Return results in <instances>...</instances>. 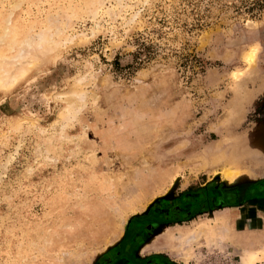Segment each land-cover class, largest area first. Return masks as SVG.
Returning a JSON list of instances; mask_svg holds the SVG:
<instances>
[{
  "label": "rangeland",
  "instance_id": "rangeland-1",
  "mask_svg": "<svg viewBox=\"0 0 264 264\" xmlns=\"http://www.w3.org/2000/svg\"><path fill=\"white\" fill-rule=\"evenodd\" d=\"M255 194L264 0H0V264H264Z\"/></svg>",
  "mask_w": 264,
  "mask_h": 264
},
{
  "label": "crops",
  "instance_id": "crops-1",
  "mask_svg": "<svg viewBox=\"0 0 264 264\" xmlns=\"http://www.w3.org/2000/svg\"><path fill=\"white\" fill-rule=\"evenodd\" d=\"M253 198H255L254 200L255 201H262V200H264V197L263 196H261V195H256L255 194V196H253L252 198H250L248 201H247V203H250L251 202V200L253 199ZM257 198H258V200H257ZM260 199V200H259ZM246 208V205H242L241 206V209H245ZM155 261H153V262H151V263H148V264H176V263H172V262H167V261H164L165 263H163V261H161V260H156V259H154Z\"/></svg>",
  "mask_w": 264,
  "mask_h": 264
},
{
  "label": "flooded vegetation",
  "instance_id": "flooded-vegetation-1",
  "mask_svg": "<svg viewBox=\"0 0 264 264\" xmlns=\"http://www.w3.org/2000/svg\"><path fill=\"white\" fill-rule=\"evenodd\" d=\"M239 196H240V193H235L231 198H232V202H236L238 199H239ZM255 198H253L252 200H251V203L250 204H254V203H261V202H263V201H255L254 200ZM216 200H219V197H217L216 198ZM257 200H258V198H257ZM260 200V199H259Z\"/></svg>",
  "mask_w": 264,
  "mask_h": 264
},
{
  "label": "bare ground",
  "instance_id": "bare-ground-1",
  "mask_svg": "<svg viewBox=\"0 0 264 264\" xmlns=\"http://www.w3.org/2000/svg\"><path fill=\"white\" fill-rule=\"evenodd\" d=\"M190 237V236H189ZM254 256V255H253Z\"/></svg>",
  "mask_w": 264,
  "mask_h": 264
}]
</instances>
